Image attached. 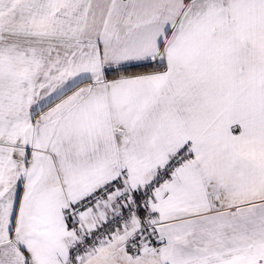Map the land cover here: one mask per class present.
Wrapping results in <instances>:
<instances>
[{
	"label": "snow or ice",
	"instance_id": "6c2138e0",
	"mask_svg": "<svg viewBox=\"0 0 264 264\" xmlns=\"http://www.w3.org/2000/svg\"><path fill=\"white\" fill-rule=\"evenodd\" d=\"M0 264H264V0H0Z\"/></svg>",
	"mask_w": 264,
	"mask_h": 264
}]
</instances>
